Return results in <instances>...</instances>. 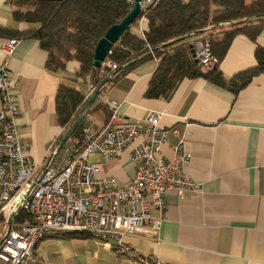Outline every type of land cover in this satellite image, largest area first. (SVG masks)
Here are the masks:
<instances>
[{
  "label": "crops",
  "instance_id": "obj_1",
  "mask_svg": "<svg viewBox=\"0 0 264 264\" xmlns=\"http://www.w3.org/2000/svg\"><path fill=\"white\" fill-rule=\"evenodd\" d=\"M0 25L25 27L14 20L9 0H0ZM5 40L0 37V63L5 60L1 51ZM256 45L264 47V27L255 42L236 35L217 64L222 75L228 79L253 67ZM46 57L36 39L20 38L7 58L9 71L18 76L21 141L40 165L63 132L55 119L59 83L65 81L84 92L89 84L73 81L75 62H68L65 70L50 71ZM156 65L153 58L122 74L119 71L101 96L116 100L119 111L131 119L161 113L160 125L177 128L183 135L191 153L184 174L201 183V188L183 197L168 191L158 232L150 234L144 228L124 235V242L135 250L131 257L118 253L114 240L107 246L89 235L47 236L35 245V254L44 264H139L138 257H156L163 264H264V73L254 75L237 94L202 77L184 78L164 100L145 96ZM98 102L105 111L96 107ZM93 106L95 110L87 115L92 129L98 130L109 110L101 99ZM176 141L168 134L161 147L164 158L172 156ZM89 159L100 165V176H113L120 186L133 176L128 148L108 163H102L98 153H91Z\"/></svg>",
  "mask_w": 264,
  "mask_h": 264
},
{
  "label": "built area",
  "instance_id": "obj_2",
  "mask_svg": "<svg viewBox=\"0 0 264 264\" xmlns=\"http://www.w3.org/2000/svg\"><path fill=\"white\" fill-rule=\"evenodd\" d=\"M136 0H126L132 7ZM157 0H141L140 15L131 29L144 37L142 15ZM17 39H6L1 45L5 60L0 63V261L3 264H44L35 254L37 242L47 236L84 233L103 240L109 246L114 240L118 253L133 256L125 234L146 228L156 234L164 219L165 196L174 191L179 197L199 190L201 183L184 174L190 162L184 137L177 128L160 125L161 113L150 112L144 119L123 115L114 99L99 98L107 105L109 115L98 130L87 123L77 137L68 139L57 149L52 147L42 165L28 154L21 141L17 119V77L7 66ZM191 56L199 67L211 70L218 64L206 35L189 41ZM115 71L117 64L109 58L103 68ZM96 89L88 84L86 98ZM89 121V123H88ZM168 134L177 141L172 156L164 158L161 147ZM128 148L134 167L133 176L120 186L113 176H100V165L90 161L98 153L102 163L116 160ZM45 167V170H43ZM157 211V215L151 213ZM19 211L29 215L19 221ZM139 264H163L156 257H138Z\"/></svg>",
  "mask_w": 264,
  "mask_h": 264
},
{
  "label": "trees",
  "instance_id": "obj_3",
  "mask_svg": "<svg viewBox=\"0 0 264 264\" xmlns=\"http://www.w3.org/2000/svg\"><path fill=\"white\" fill-rule=\"evenodd\" d=\"M12 16L25 25L22 29L0 25V37L5 39H36L47 53L45 66L50 71L65 70L68 62L77 64L73 81H88L99 87L114 71L93 67V53L97 41L113 24L121 21L131 6L126 0H9ZM146 20L144 37L131 26L115 42L107 58L122 67L119 74L142 61L157 60L145 96L168 100L184 78L202 77L237 94L254 75L264 73V47L256 45L255 65L226 79L219 69L204 70L193 60L189 41L193 36L206 35L218 62L228 50L233 38L242 34L256 41L264 27V0H157L142 15ZM119 74L101 87L105 88ZM93 101L83 120L70 136L77 137L95 110ZM86 92L76 85L62 81L55 92V119L62 127V138L81 113ZM96 107L106 110L100 102ZM89 123V121H88ZM59 139V141H60ZM29 215L19 211L18 220L27 221ZM69 233L62 236H84Z\"/></svg>",
  "mask_w": 264,
  "mask_h": 264
},
{
  "label": "water",
  "instance_id": "obj_4",
  "mask_svg": "<svg viewBox=\"0 0 264 264\" xmlns=\"http://www.w3.org/2000/svg\"><path fill=\"white\" fill-rule=\"evenodd\" d=\"M140 1L141 0H136L130 10L127 12V14L121 19V21L108 27V29L104 32L103 36L97 41L96 46L94 48L92 61L94 68L99 69L101 67L102 62L105 60V58H107V55L110 52L112 45L118 41L123 32H125L138 18V16L140 15ZM189 51L190 53H192V49L190 47ZM121 69L122 67L116 69L112 73V76L117 74ZM112 76L106 78L102 82V84L93 91V93L86 101L81 113L77 116L71 126L63 134L62 138L58 143L57 149L61 147V145L68 139V137H70L72 132L77 128L78 124L84 118L85 111L90 107L93 101H95L98 96H100L101 87L108 83L111 80ZM43 170H45V167Z\"/></svg>",
  "mask_w": 264,
  "mask_h": 264
},
{
  "label": "rangeland",
  "instance_id": "obj_5",
  "mask_svg": "<svg viewBox=\"0 0 264 264\" xmlns=\"http://www.w3.org/2000/svg\"><path fill=\"white\" fill-rule=\"evenodd\" d=\"M93 116H94V114H93ZM0 264H3V263L0 261Z\"/></svg>",
  "mask_w": 264,
  "mask_h": 264
}]
</instances>
